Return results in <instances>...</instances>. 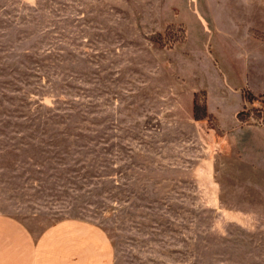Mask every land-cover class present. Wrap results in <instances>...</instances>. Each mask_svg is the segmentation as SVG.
I'll use <instances>...</instances> for the list:
<instances>
[{
  "label": "rangeland",
  "instance_id": "rangeland-1",
  "mask_svg": "<svg viewBox=\"0 0 264 264\" xmlns=\"http://www.w3.org/2000/svg\"><path fill=\"white\" fill-rule=\"evenodd\" d=\"M0 91V213L33 235L78 219L113 264H264V125L234 118L264 108V0H0Z\"/></svg>",
  "mask_w": 264,
  "mask_h": 264
},
{
  "label": "crops",
  "instance_id": "crops-1",
  "mask_svg": "<svg viewBox=\"0 0 264 264\" xmlns=\"http://www.w3.org/2000/svg\"><path fill=\"white\" fill-rule=\"evenodd\" d=\"M0 264H113L109 239L98 226L63 219L33 235L0 213Z\"/></svg>",
  "mask_w": 264,
  "mask_h": 264
},
{
  "label": "trees",
  "instance_id": "trees-1",
  "mask_svg": "<svg viewBox=\"0 0 264 264\" xmlns=\"http://www.w3.org/2000/svg\"><path fill=\"white\" fill-rule=\"evenodd\" d=\"M187 40V32L185 25L181 22L166 23L161 32L155 36V43L159 48L164 50H171L176 45L182 44ZM19 90V89H18ZM0 91V97H4ZM15 98V96H14ZM251 98V97H249ZM192 117L194 119H206L211 122L215 131L219 130L218 121L216 117L211 114L208 109L207 93L203 89L196 90L192 93ZM234 118L238 123L247 124H262L264 125V108L252 106L250 108H242L235 112Z\"/></svg>",
  "mask_w": 264,
  "mask_h": 264
}]
</instances>
